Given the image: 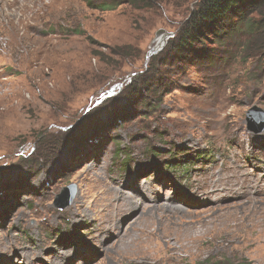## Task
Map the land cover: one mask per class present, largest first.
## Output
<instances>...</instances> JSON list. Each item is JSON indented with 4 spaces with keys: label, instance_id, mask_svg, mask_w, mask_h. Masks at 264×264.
Returning <instances> with one entry per match:
<instances>
[{
    "label": "rangeland",
    "instance_id": "obj_1",
    "mask_svg": "<svg viewBox=\"0 0 264 264\" xmlns=\"http://www.w3.org/2000/svg\"><path fill=\"white\" fill-rule=\"evenodd\" d=\"M90 1L2 16L0 264H264L260 14L183 48L201 0Z\"/></svg>",
    "mask_w": 264,
    "mask_h": 264
},
{
    "label": "trees",
    "instance_id": "obj_2",
    "mask_svg": "<svg viewBox=\"0 0 264 264\" xmlns=\"http://www.w3.org/2000/svg\"><path fill=\"white\" fill-rule=\"evenodd\" d=\"M124 2H135V0H110L101 3L89 2L88 5L98 10L106 11L117 8ZM260 14L259 21H264V0H201L197 10H195L190 19L185 23L178 41L180 47L186 48L191 41L199 38L206 28L211 27L231 15H237L240 20H247L251 13ZM77 34H83L84 31L77 30Z\"/></svg>",
    "mask_w": 264,
    "mask_h": 264
},
{
    "label": "water",
    "instance_id": "obj_3",
    "mask_svg": "<svg viewBox=\"0 0 264 264\" xmlns=\"http://www.w3.org/2000/svg\"><path fill=\"white\" fill-rule=\"evenodd\" d=\"M166 35L163 30L157 32V36ZM248 119L251 121V125H254L257 130L264 129V111L256 106H253L248 112ZM76 195V186L70 185L65 188L64 193L60 196L59 205L62 208L70 205Z\"/></svg>",
    "mask_w": 264,
    "mask_h": 264
},
{
    "label": "bare ground",
    "instance_id": "obj_4",
    "mask_svg": "<svg viewBox=\"0 0 264 264\" xmlns=\"http://www.w3.org/2000/svg\"><path fill=\"white\" fill-rule=\"evenodd\" d=\"M38 1L43 2V6H46V3L44 2V0H0V22L3 21V14L7 9H12L13 7L17 6L20 7V5H26V4H36L38 3ZM29 4V5H30ZM29 7V6H28ZM10 12V11H8ZM117 219V218H116ZM114 224V223H113ZM183 230H180L181 232H183L184 230L188 229V228H182ZM176 230V229H175ZM143 233H145L144 235L140 236L137 240L133 239L131 240V243L129 244L130 246H138L139 248H142V246L144 244H149V234H148V229H144L142 230ZM174 232V231H173ZM174 234V233H173ZM183 237V236H182ZM171 240V239H170ZM187 242V241H186ZM176 243V241H175ZM182 245V244H181ZM145 249V248H144ZM151 254L148 252L145 256L146 259L150 260L149 258H151L150 256ZM147 260V261H148Z\"/></svg>",
    "mask_w": 264,
    "mask_h": 264
}]
</instances>
